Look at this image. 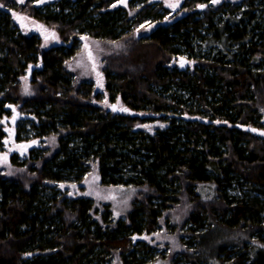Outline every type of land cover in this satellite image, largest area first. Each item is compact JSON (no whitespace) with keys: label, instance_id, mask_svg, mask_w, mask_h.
<instances>
[{"label":"trees","instance_id":"1","mask_svg":"<svg viewBox=\"0 0 264 264\" xmlns=\"http://www.w3.org/2000/svg\"><path fill=\"white\" fill-rule=\"evenodd\" d=\"M115 1L0 0V118L14 112L17 140L55 138L24 159L11 155L12 164L26 167L28 184L0 176V264H113L115 253L122 264H148L149 246L136 235L154 231L182 196L195 204L185 224L247 236L233 249L228 242L208 248L210 264H264V0L204 7L209 0H184L171 14L162 2L130 0L133 16ZM13 4L53 27L59 41L44 47L37 33H24ZM147 20L160 24L105 69L117 110L94 103L102 93L93 94L87 81L76 85L66 62L84 35L117 40ZM27 70L35 92L22 99ZM5 137L0 125V150ZM91 161L103 184L141 190L125 219L111 220L106 207L99 220L90 197H70L55 185L81 181ZM206 183L217 195L210 203L197 192ZM195 233L206 251L203 234ZM184 254L189 262L201 259Z\"/></svg>","mask_w":264,"mask_h":264},{"label":"rangeland","instance_id":"2","mask_svg":"<svg viewBox=\"0 0 264 264\" xmlns=\"http://www.w3.org/2000/svg\"><path fill=\"white\" fill-rule=\"evenodd\" d=\"M26 1L27 0H23L22 3ZM35 1L37 2V0ZM51 1L55 2L56 0H43L41 5L50 3ZM129 1L130 0H126V2L122 3L120 0H117L113 5L126 7L130 15L133 16L135 11L130 8ZM223 1L225 0L212 3V0H209V2L203 5H217ZM16 2L21 3L19 0H16ZM139 2V0L136 1L137 6L140 4ZM149 2H162L165 7L171 10V14L183 4L184 0H178V6L175 8L169 5L176 4L177 0H149ZM13 7L14 8L10 9L12 18L24 33H37L42 37V45L44 47H48L59 41L58 34L53 27L35 19L24 10L15 9V4H13ZM17 16L23 17V19H18ZM159 24L160 22L158 21L147 20L140 24L130 34L117 40L91 37L88 34L84 35L79 43V51L66 62V68L73 73L76 85H79L82 81L92 83L94 86L93 94L98 92L102 93V100L99 101L93 98V102L103 106L112 104L113 100L108 96V92L105 88V69L109 68V66L115 67L117 65L116 60L120 55L132 50L140 36L149 34ZM45 36L48 37L47 40ZM183 56L186 57L187 54ZM177 61L178 58L172 60L171 64L177 65ZM189 64L192 65L194 62L189 61ZM19 82V97L23 99V97L32 96L34 94L35 86L32 83L31 73H29L28 70L20 77ZM100 83H102L103 87H100ZM105 101L107 103H105ZM20 105V103L16 104L18 110L20 109ZM18 112H20V110ZM13 117L14 112L11 110L10 114H5L0 118V125L6 131L3 147L0 150V176L10 179H21L24 183L28 184L26 167L12 164L11 155L17 154L20 159H24L28 157L29 151L33 148H48L52 146L55 143V138L49 136L43 138L35 137L28 140H17L15 137L16 123L13 121ZM262 122L264 124V116L262 117ZM98 167L97 161H91L90 169L81 181H63L55 183V185L66 192L70 197H90L94 202L93 215L99 220H102L101 215L106 207L111 209V220L117 221L119 218L125 219L132 210L135 201L143 197L141 190L133 185L103 184L101 182ZM197 192L200 194V200L203 203H210L217 197L215 187L212 184H200L197 187ZM233 192L238 191L235 190ZM194 205V201L190 200L189 196H182L179 202L164 210L162 215L158 218L157 228L154 231H143L141 234L136 235V238L140 239V242H144L149 246L148 258L151 256V259L148 264H169V256L171 254H173L175 258L182 257L185 264H210L213 259L208 258L211 255V252L207 250L208 248L215 250V248L217 249L223 242H228L227 249H233L240 239H246L247 236L243 231L237 229L226 228L228 229L227 231L225 228L219 227L208 232V224L204 227L199 226L198 223L185 224ZM214 227L215 226L212 225L211 228ZM190 229L192 231L194 230V233L196 232L195 234H199V236L203 234L201 242L203 247L206 248V251L201 247L199 238L194 237L192 231H188ZM184 253L198 254L201 256V259L197 263L189 262L186 260ZM112 261L113 264H122L119 253L114 254Z\"/></svg>","mask_w":264,"mask_h":264},{"label":"snow or ice","instance_id":"3","mask_svg":"<svg viewBox=\"0 0 264 264\" xmlns=\"http://www.w3.org/2000/svg\"><path fill=\"white\" fill-rule=\"evenodd\" d=\"M19 2H23V0H19ZM37 2L38 3H42L43 2V0H37ZM120 2H126V0H120ZM219 2V0H212V3H218ZM113 6H115V5H113ZM170 7H173V8H175V7H177L178 6V0H177V3L176 4H170L169 5ZM0 7H3V5L2 4H0ZM200 7H204V5H200ZM14 15H16V14H14ZM17 18L18 19H23V17H19V16H17ZM40 27H42V26H40ZM53 35H54V33H53ZM45 39L47 40L48 39V37L47 36H45ZM89 55H91V54H89ZM183 66V65H182ZM26 79V78H25ZM98 83H99V81H98ZM100 87H103V85H102V83H100ZM105 103H107L106 101H105ZM109 107H111L112 109H113V111H116L117 110V107H116V105H108ZM120 111H128V109H126V108H120L119 109ZM252 131H256V129H252ZM261 135H264V132H262L261 133ZM19 147H27V146H19ZM5 159H6V157H5ZM147 238V237H146Z\"/></svg>","mask_w":264,"mask_h":264},{"label":"water","instance_id":"4","mask_svg":"<svg viewBox=\"0 0 264 264\" xmlns=\"http://www.w3.org/2000/svg\"><path fill=\"white\" fill-rule=\"evenodd\" d=\"M186 63H187V59L183 56L179 57V64L181 67H185L186 66ZM183 65V66H182ZM14 111H16L15 109V106L14 105H11L10 106ZM17 113V112H16ZM15 113V115H17ZM237 127L238 128H241V129H244V130H247V131H251V132H257V133H261L262 131L254 126H251V125H246V124H237ZM252 129H256V131H252Z\"/></svg>","mask_w":264,"mask_h":264}]
</instances>
